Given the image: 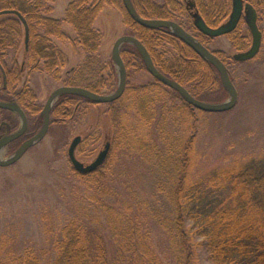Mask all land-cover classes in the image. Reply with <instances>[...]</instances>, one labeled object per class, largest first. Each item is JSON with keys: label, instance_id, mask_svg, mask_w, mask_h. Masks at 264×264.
Returning a JSON list of instances; mask_svg holds the SVG:
<instances>
[{"label": "rangeland", "instance_id": "obj_1", "mask_svg": "<svg viewBox=\"0 0 264 264\" xmlns=\"http://www.w3.org/2000/svg\"><path fill=\"white\" fill-rule=\"evenodd\" d=\"M71 1L52 0L44 2L43 6L49 16L63 19ZM6 18L1 17L0 20ZM259 24L264 34V23ZM94 27L101 33L100 47L93 54H87L80 45L73 43L76 37L73 26L64 22L63 32L70 39L52 38L67 60L60 70V78L56 79L48 72L38 69H31L30 73L26 70L17 83L19 91L29 87L35 94V102L42 109L55 89L70 86L69 81L76 75L72 69L82 67L79 82L89 84L91 63V68L98 74L94 81L100 78L103 86L101 94L114 92L118 86V74L112 59L113 46L119 37L132 35V30L126 25L120 9L110 4L99 13ZM19 29V49L11 52L8 58L11 62L14 56L18 68L23 59L25 37L21 22ZM243 31L247 33L246 26ZM250 44L251 42L248 43V48ZM124 47L125 44L122 48ZM208 47L225 52L228 71L238 91V101L234 108L222 113L195 111V129L188 132L185 119L181 121L178 117H172L162 120L165 109L169 110L181 102L178 94L166 87L157 93L161 102L155 107L156 118L151 122L150 128L139 123L142 122L140 111L133 108L128 99L129 94L111 104H92L76 99L72 100L73 103L59 106L51 114V124L46 136L15 164L0 166V249L10 246L22 250L33 249L44 253L42 264H51L55 258L54 245L61 236V229L72 219L89 224V229L91 223L92 230L99 231L110 245L111 235L106 217L97 216L89 204L90 191L94 186L73 168L68 157L69 145L76 136L82 137L76 157L85 164L97 157L106 142L111 143L103 164L107 168L103 170H107L106 179H109L114 188L112 203L118 208L123 207L124 202L132 205L130 213L138 215L135 218H139L142 225L151 232L153 244L162 255L167 252L168 240L165 226L159 225L158 220L161 212L167 214L169 211L167 199L159 190V173L152 165L155 163L146 161L137 150L132 151L124 144L129 141V133L126 135L125 129L138 127L143 138L154 140L163 149L159 128H162L164 122L168 128L167 134L172 138L182 137L185 140L193 135L190 149V155H193L191 176L195 183L202 186L201 192L193 201V211H198L197 213L212 209L229 192L227 189L215 191L208 187L209 184L205 182L207 175L215 173L223 178L226 176V168L237 165L264 169V35L260 51L248 61L233 59L239 51L232 46L228 36L209 40ZM166 49L167 56L173 59L177 51L171 45H167ZM138 66L139 68L130 70L128 89L156 83L141 62ZM1 85L0 78V89ZM205 93L207 98L212 99L207 102L212 103L224 102L229 97L224 88L215 93ZM7 95L8 92L0 90V100ZM59 101L60 98L55 104ZM2 121L9 122L13 129H17L20 127L21 117L17 113L0 110V126ZM41 126V117L39 121L36 117H29L28 136L6 146L3 157H10ZM186 223L188 226L194 225L191 220ZM199 254L200 264H213L204 246L199 248ZM242 262L243 258L238 257L235 264Z\"/></svg>", "mask_w": 264, "mask_h": 264}, {"label": "trees", "instance_id": "obj_2", "mask_svg": "<svg viewBox=\"0 0 264 264\" xmlns=\"http://www.w3.org/2000/svg\"><path fill=\"white\" fill-rule=\"evenodd\" d=\"M132 1L137 12L144 18L175 19L186 29L196 30L193 23H184L187 11L180 0ZM195 1L211 27L219 26L231 11L230 0H206L211 15L206 14L202 7L201 3L205 0ZM245 1L260 6V0ZM44 2H52V0H0V11H19L28 22L30 40L26 54L30 68L33 70H42L56 79L60 78V70L66 65L67 60L62 49L56 46L52 38L70 39L63 32L64 22L75 29L76 37L73 43L76 46L80 45L87 54L98 51L101 33L94 27V22L102 9L110 4L120 9L126 25L132 30V35L144 44L154 64L164 75L180 83L194 97L203 101L212 100L206 97L205 92L215 93L224 88L217 69L209 61L167 29H152L140 25L129 15L123 0H72L63 19L49 16L43 6ZM1 17L7 18L0 20V41L3 36L13 37V40L0 42V46L4 51L16 52L20 44V20L15 15ZM197 37L202 43L206 42L204 41L206 38L209 39V37L201 39L199 35ZM228 37L232 46L239 51L237 53L243 52L248 48V43L252 42L251 36H242L239 39L230 33ZM8 44H11V49L7 47ZM167 45H171L177 51L173 59L167 56ZM215 53L226 65L228 64L225 52ZM121 55L128 78L131 68H139L140 62L147 70L140 53L134 46L125 44L121 49ZM87 59L86 55V63ZM81 71H83L82 67L72 69L76 75L70 80L71 82L69 81V85L101 93L103 86L100 84V78L94 81L98 74L91 68V63L89 84L79 82ZM19 78L18 68L15 66V70L8 76L9 91L4 99L16 101L30 119L36 117L39 121L40 117L42 118L43 108L41 109V106L35 102V94L29 87L22 91L16 90ZM163 87L169 88L156 80L153 85L126 88L121 97L129 94L128 99L132 102L133 108L140 111L142 122L139 123H143L146 128H150L151 122L156 118L155 107L161 102L157 93L160 89L163 90ZM178 98L181 101L180 105H174L169 110L165 109L162 120L172 117H178L181 121L185 119L186 130L188 129L189 132L195 129V111L201 110L187 103L179 94ZM76 99L97 104L77 95L65 94L60 97L61 101L54 105L51 114L59 106L73 103L72 100ZM161 126L159 138L164 149L154 143V140L148 141L143 138L136 126L131 130L125 129L127 130L125 134L129 133L127 137L129 141L124 144L132 151L137 150L146 161L155 163L152 165L159 173L161 182L159 190L165 195L169 209L167 214L161 212L158 220L159 225L165 226L167 252L162 255L155 248L151 232L142 225L139 218H135L138 215L130 213L131 204L124 202L123 207L118 208L112 203L114 188L109 179H106L107 170H103L107 166L102 165L91 173H78L94 186L90 191L89 204L94 208L97 216L106 217L111 235L110 245L99 231L92 230L91 223L89 229V224L79 219H72L61 229V236L54 245L55 258L51 264H200L199 248L203 246L213 264H235L238 257L243 258L242 264H264V169L237 165L226 168V176L223 178L215 173L207 175L205 182L209 184L208 187L215 191L227 189L229 192L212 209L197 213L198 211H193V201L201 192L202 186L195 183L191 176L193 155H190V149L193 135L186 137L185 140L181 139L182 137L172 138L167 134L166 123ZM188 220L193 221L194 225L188 226L186 223ZM43 255L44 253H38L33 249L22 250L10 246L0 249V264H42Z\"/></svg>", "mask_w": 264, "mask_h": 264}, {"label": "water", "instance_id": "obj_3", "mask_svg": "<svg viewBox=\"0 0 264 264\" xmlns=\"http://www.w3.org/2000/svg\"><path fill=\"white\" fill-rule=\"evenodd\" d=\"M232 1V12L227 23H224L219 27L212 28L207 23H205L199 14H194V24L196 28L209 37L224 36L235 30L243 14L244 3L243 0ZM123 3L129 15L140 25L152 29L166 28L170 30L171 33L175 34L178 38L194 49L201 57L209 61L217 69L221 78V83L229 97L221 103H212L197 99L183 85L170 79L158 70L148 49L139 39L133 35L121 36L116 40L112 50V59L118 74V86L116 90L110 94H101L79 86H61L55 89L50 94L47 102L43 106L42 126L39 131L26 139L8 158L3 157V149L11 142L17 140L26 133L28 129V117L25 111L16 101L8 102L0 100L1 109L13 111L19 114L21 117L20 127L15 132L0 138V166L5 167L15 164L33 145L40 142L46 136L51 124L52 108L55 102L62 95H77L97 104L112 103L120 99L126 90L128 80L126 65L121 55V48L124 44H131L138 50L150 75H152L156 80L165 86L175 90L185 99L187 103L192 105L194 108L210 113H222L235 107L238 101V91L230 77L227 66L217 55H215L210 49H208L180 24L170 20L144 18L137 12L132 0H123ZM246 9L248 10L247 24L252 34V44L248 50L237 53L234 56L238 61H248L253 59L260 51L262 45V32L259 29L257 23V12L253 6L249 4L246 5ZM2 15H15L18 17V19L23 24L25 32V44L28 47L30 40V28L27 20L19 11L16 10L0 11V16ZM81 141V136H76L73 138L68 148V157L73 168L77 172L81 174H88L95 171L105 163L110 151L111 143L109 141L106 142L104 148L99 152L97 157L91 163L85 164L76 157V150Z\"/></svg>", "mask_w": 264, "mask_h": 264}, {"label": "flooded vegetation", "instance_id": "obj_4", "mask_svg": "<svg viewBox=\"0 0 264 264\" xmlns=\"http://www.w3.org/2000/svg\"><path fill=\"white\" fill-rule=\"evenodd\" d=\"M181 1V3L184 5V7H185V9H186V11H187V14L184 16V18H186V20H185V22L184 23H193V27L196 29V30H194V29H192V30H190V29H186L179 21H177V20H175V19H164V20H170V21H174V22H176V23H178V24H180L182 27H184L188 32H190L192 35H194L197 39H198V37H197V35H199L200 36V38L202 39V38H204V37H209L208 35H206V34H204V33H202L201 31H199L197 28H196V26H195V19H194V14H199L202 18H203V20L205 21V23H209L208 21H207V19H206V17H205V15H203L201 12H200V10H199V7L197 6V3H196V1L195 0H180ZM230 2H231V11H230V13L227 15V17L222 21V22H220L221 24L219 25V26H221V25H223L224 23H227V21L229 20V17H230V15H231V12H232V4H233V1L232 0H230ZM243 3H244V9H243V14H242V17H241V19H240V21L238 22V25H237V27H236V29L235 30H233L232 32H230V33H233L234 35H235V37H237V38H242V36H246V37H248V36H251V41H252V34H251V31H250V29H249V27H248V21H247V19H248V10L246 9V5L247 4H249V5H251V6H253V8L256 10V12H257V23H258V26H259V29L261 30V32H262V40H263V30H262V28L260 27V24L259 23H264V0H260V2H259V5L260 6H255V4L256 3H254V5H252L251 3H249V2H246L245 0H243ZM202 7L204 8V10H205V12H206V14H208V15H211L210 13H209V4L206 2V0L205 1H202ZM242 23V24H241ZM241 25V26H240ZM219 26H217V27H219ZM239 26H240V28H239ZM247 27V33H244V31H243V28L244 27ZM211 27V26H210ZM212 28H216V27H212ZM163 29H166V28H163ZM167 31H169V32H171L170 30H168L167 29ZM10 32V31H9ZM230 33H228V34H226V35H224V36H228ZM214 38H216V37H209V40H211V39H214ZM12 40H13V37H10V36H3L2 38H1V41L0 42H3V41H7V42H12ZM199 40V39H198ZM207 38L204 40V41H206L205 43H202L200 40V42L202 43V44H204L208 49H210L215 55H217L221 60H222V58L218 55V54H216L215 52L216 51H220V52H224L223 50H221V49H218V50H212L211 48H209L208 47V41H209ZM231 42V41H230ZM4 43V42H3ZM252 43V42H251ZM11 44H8V48H10L11 46H10ZM28 45H29V43H28ZM250 46H251V44H250ZM250 48V47H249ZM248 48V49H249ZM11 49V48H10ZM247 49V50H248ZM28 51V47L26 46V44H25V40H24V52H23V59H22V63H21V66L18 68V64H16V62H15V59H14V56L12 57L13 59L11 60V62H9L8 61V58H9V56L11 55V52L12 53H14V51L13 50H7V51H4L3 49H2V46H0V76H1V81H2V87H1V89L0 90H2V91H4V92H7V91H9V88H8V76H9V74L12 72V71H14L15 70V66L18 68V73H19V75H20V78H19V80L17 81V83H19V81H20V79H21V75H23L24 74V72L26 71V70H28L29 71V73L31 72V69L32 68H30V65H29V59H28V57H27V54H26V52ZM244 51H246V50H244ZM237 54V53H236ZM235 54V55H236ZM234 55V56H235ZM223 61V60H222ZM224 62V61H223ZM226 65V64H225ZM227 66V65H226ZM228 68V67H227ZM168 77V76H167ZM14 87H15V85H14ZM24 89V88H23ZM23 89H21V90H23ZM16 90L17 91H19V88H18V86H17V84H16ZM2 101H8V102H11L12 100H5V99H1ZM20 105V104H19ZM21 106V105H20ZM23 109V108H22ZM0 110L1 111H5V112H7V113H11V114H15V112H13V111H10V110H6V109H1L0 108ZM24 110V109H23ZM25 111V110H24ZM26 113V112H25ZM27 114V113H26ZM27 117H28V115H27ZM18 129V128H17ZM17 129H13V126H12V124H10L9 122H7V121H2V123H1V126H0V138L1 137H3V136H5V135H8V134H11V133H13V132H15ZM28 130H29V117H28V129H27V131H26V133L23 135V136H21L20 138H18L17 140H19V139H22V138H24V137H26V136H28ZM17 140H15V141H17ZM15 141H13V142H11L10 144H12V143H14ZM9 144V145H10Z\"/></svg>", "mask_w": 264, "mask_h": 264}]
</instances>
